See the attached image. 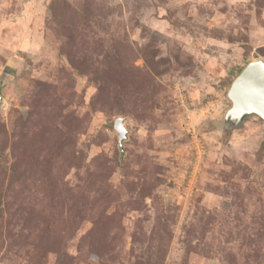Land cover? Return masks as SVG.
<instances>
[{"label":"rangeland","instance_id":"rangeland-1","mask_svg":"<svg viewBox=\"0 0 264 264\" xmlns=\"http://www.w3.org/2000/svg\"><path fill=\"white\" fill-rule=\"evenodd\" d=\"M255 60L264 0H0V264H264Z\"/></svg>","mask_w":264,"mask_h":264},{"label":"water","instance_id":"water-1","mask_svg":"<svg viewBox=\"0 0 264 264\" xmlns=\"http://www.w3.org/2000/svg\"><path fill=\"white\" fill-rule=\"evenodd\" d=\"M231 106L225 111L222 123L232 127L240 125L247 117L255 116L264 122V61L249 62L231 83L227 94ZM2 99L0 97V105ZM118 146L127 138L124 119L117 118L113 124Z\"/></svg>","mask_w":264,"mask_h":264}]
</instances>
